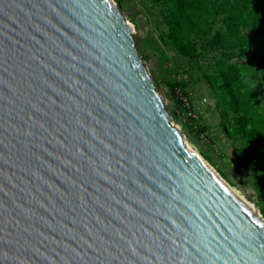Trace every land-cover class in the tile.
Returning a JSON list of instances; mask_svg holds the SVG:
<instances>
[{
    "label": "water",
    "instance_id": "obj_1",
    "mask_svg": "<svg viewBox=\"0 0 264 264\" xmlns=\"http://www.w3.org/2000/svg\"><path fill=\"white\" fill-rule=\"evenodd\" d=\"M0 264H264L113 0H0Z\"/></svg>",
    "mask_w": 264,
    "mask_h": 264
},
{
    "label": "rangeland",
    "instance_id": "obj_2",
    "mask_svg": "<svg viewBox=\"0 0 264 264\" xmlns=\"http://www.w3.org/2000/svg\"><path fill=\"white\" fill-rule=\"evenodd\" d=\"M113 1L131 25L139 56L162 97L171 123L177 127L187 147L264 221L261 171L239 159L240 145L224 134L216 100L207 81L208 77L219 75L222 66L230 67L235 78L254 89L256 102L264 107V66L252 54L245 55L239 50L237 38H220L212 46L198 43L197 56L183 55L167 39L161 7L155 0ZM241 6L251 27L242 29L240 38L247 42H264V5L260 0H241ZM221 25L220 17L215 14L212 35H218ZM215 82L220 83V80ZM181 95L197 110L195 126L180 108ZM203 97L209 98L206 107L201 101Z\"/></svg>",
    "mask_w": 264,
    "mask_h": 264
},
{
    "label": "trees",
    "instance_id": "obj_3",
    "mask_svg": "<svg viewBox=\"0 0 264 264\" xmlns=\"http://www.w3.org/2000/svg\"><path fill=\"white\" fill-rule=\"evenodd\" d=\"M155 1L161 7L166 37L177 52L194 57L198 55V43L212 46L220 38H237L239 50L245 55L252 54L264 66V42H247L240 38L241 30L251 27L241 0ZM260 3L264 5V0ZM215 14L222 23L218 35H212ZM232 74L230 67L222 66L219 75L208 77L207 81L216 100L224 134L240 145L239 159L261 171L264 192V107L256 102L254 89Z\"/></svg>",
    "mask_w": 264,
    "mask_h": 264
},
{
    "label": "built area",
    "instance_id": "obj_4",
    "mask_svg": "<svg viewBox=\"0 0 264 264\" xmlns=\"http://www.w3.org/2000/svg\"><path fill=\"white\" fill-rule=\"evenodd\" d=\"M180 99V108L183 111L184 115L186 116V118L189 119L190 124L195 126V122L198 119V113L197 110L195 108V106L193 105V103L184 95H181L179 97ZM202 103L205 104L204 106L206 107L208 102H209V98L208 97H203L201 99Z\"/></svg>",
    "mask_w": 264,
    "mask_h": 264
},
{
    "label": "bare ground",
    "instance_id": "obj_5",
    "mask_svg": "<svg viewBox=\"0 0 264 264\" xmlns=\"http://www.w3.org/2000/svg\"><path fill=\"white\" fill-rule=\"evenodd\" d=\"M190 150V149H189ZM191 151V150H190ZM193 152V151H192ZM242 202V201H241ZM243 203V202H242ZM247 208H248V210L251 212V214L252 215H254V216H257V217H259V215H258V213H257V211L254 209V208H252L250 205H248V204H245V203H243Z\"/></svg>",
    "mask_w": 264,
    "mask_h": 264
}]
</instances>
